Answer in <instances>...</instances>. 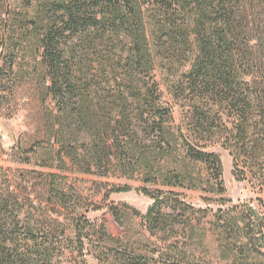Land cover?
Listing matches in <instances>:
<instances>
[{
  "label": "trees",
  "instance_id": "16d2710c",
  "mask_svg": "<svg viewBox=\"0 0 264 264\" xmlns=\"http://www.w3.org/2000/svg\"><path fill=\"white\" fill-rule=\"evenodd\" d=\"M10 1L7 12L0 0V102L31 86L48 145L40 166L225 195L222 160L206 151L219 144L238 180L251 174L264 187V0ZM157 71L189 108L185 130L163 103ZM48 177L50 197L71 209L67 177ZM137 190L153 204L135 212L163 246L131 244L81 219L69 239L61 225L21 218L19 203L0 195V264H64L66 243L82 257L87 242L98 264H211L202 256L208 211L172 190ZM214 218L221 260L264 264V215L242 205Z\"/></svg>",
  "mask_w": 264,
  "mask_h": 264
},
{
  "label": "rangeland",
  "instance_id": "374dc122",
  "mask_svg": "<svg viewBox=\"0 0 264 264\" xmlns=\"http://www.w3.org/2000/svg\"><path fill=\"white\" fill-rule=\"evenodd\" d=\"M14 7L6 0V11ZM162 72H156L160 83V92L165 106L173 110L177 126L184 130L188 122L189 108L176 101L171 94ZM39 105L29 84L20 86L14 95L0 102V195L11 196L22 208L21 218L26 217L34 223L66 229V237L73 239L75 230L73 221L81 219L95 227L105 226L111 235L125 239L131 244L150 243L163 246L151 238L143 226V221L135 211L145 214L153 200L137 189L149 187L164 191H174L180 198L196 209L208 211L209 218L204 222L209 230L207 238L208 252L202 254L211 264H231L220 259L216 240L211 232V223L219 209L227 210L233 206H251L264 215V187L251 174L238 180L234 174L233 158L221 145H209L207 152L216 153L223 163L225 195H216L202 190L188 188L167 189L145 185L140 177L129 179L114 175L100 176L79 171L61 172L40 166L39 156L46 153L48 145L39 118ZM58 173L67 177L65 190L69 197H75L71 209L57 206L48 194V175ZM204 175L208 178V173ZM132 187L129 192L112 193L116 187ZM4 199V198H3ZM225 201V204H222ZM115 207L122 212L124 227L119 226L111 213ZM86 242V240H84ZM88 243V242H87ZM86 243V250L80 257L71 243H66L64 264H98L95 250Z\"/></svg>",
  "mask_w": 264,
  "mask_h": 264
}]
</instances>
